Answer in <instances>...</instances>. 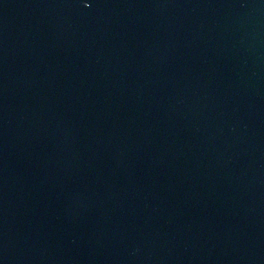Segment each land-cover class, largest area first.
Masks as SVG:
<instances>
[{
    "label": "water",
    "instance_id": "95a60500",
    "mask_svg": "<svg viewBox=\"0 0 264 264\" xmlns=\"http://www.w3.org/2000/svg\"><path fill=\"white\" fill-rule=\"evenodd\" d=\"M0 264H264V0H0Z\"/></svg>",
    "mask_w": 264,
    "mask_h": 264
}]
</instances>
